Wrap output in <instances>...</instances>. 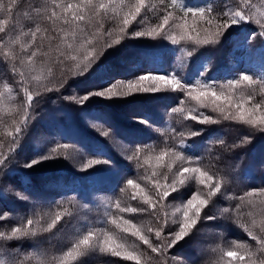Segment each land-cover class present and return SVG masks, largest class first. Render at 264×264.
I'll use <instances>...</instances> for the list:
<instances>
[{
  "label": "snow or ice",
  "instance_id": "snow-or-ice-1",
  "mask_svg": "<svg viewBox=\"0 0 264 264\" xmlns=\"http://www.w3.org/2000/svg\"><path fill=\"white\" fill-rule=\"evenodd\" d=\"M137 25L143 27L136 30ZM234 34L240 37L233 41L236 47L259 41V68L242 64L243 70L232 69L221 81L210 77L209 62L190 79L188 72L197 53L222 45ZM128 40L168 42L182 55L170 71L161 66L128 80H114L104 60L110 50H118ZM0 62L10 66L13 77L18 78L17 94L23 95L19 104L8 109L11 123L3 122L8 147L4 151L0 141V180L15 174L10 165L24 149V138L34 121V105L48 94L82 109L94 100L111 104L137 95L168 96L175 101L168 115L181 124L166 134L155 129L161 136L159 144L129 142L123 146L122 158L136 170L135 178L121 176L110 157L83 163L78 171L99 167L114 180L113 196L103 204L100 219H84L65 248L44 251L40 242L45 234L69 225L74 216L71 209L79 201L62 199L56 202L62 211L44 214L34 207L16 226L0 230V255L9 258L7 264H32L33 260L35 264H86L93 254L134 264H186L169 253L192 239L202 225L221 220L234 223L255 243L217 245L212 249L216 258L210 264H264V188L240 196L229 194V174L219 167L223 154L215 151L217 145L224 151L242 148L252 143L254 133L264 135V0L259 8L253 0H224L222 6L215 0L203 4L192 0H0ZM90 77H98V87L84 95L62 96L69 81ZM3 88L9 95L13 92L7 83ZM5 91H0V102ZM96 119L101 123L92 127L101 136L112 138L111 128L105 127L107 119ZM186 121L195 122L196 129L186 127ZM224 121L243 127L248 135L232 145L222 138L210 139L203 145L204 154L192 155L193 138L203 139L211 126ZM136 123L153 128L146 117ZM70 148L79 151L75 145L57 144L21 168L67 159ZM96 154L106 156L100 150ZM15 195L29 201L19 192ZM180 196V203H169ZM225 202L227 206L221 207ZM137 215L148 216L150 222H135ZM129 238H133L132 244ZM24 241L31 242L32 251L5 247L8 242ZM0 264L5 260L0 259Z\"/></svg>",
  "mask_w": 264,
  "mask_h": 264
},
{
  "label": "trees",
  "instance_id": "trees-1",
  "mask_svg": "<svg viewBox=\"0 0 264 264\" xmlns=\"http://www.w3.org/2000/svg\"><path fill=\"white\" fill-rule=\"evenodd\" d=\"M204 2L205 0H192L194 4ZM223 2L224 0H215L218 6H222ZM253 2L259 8L262 0H253ZM153 21L157 22L155 19ZM142 27L137 25L136 30ZM239 38L234 34L222 45L197 53L191 61L189 78H194L201 65L209 62L213 69L209 74L210 77L221 81L229 77L232 69L243 70L242 64H251L258 69L259 65L254 64L253 61L262 60L259 41L252 43L251 46L236 47L233 41ZM110 52L104 64L110 69L108 74L114 80H128L140 73L156 71L161 66L164 70L170 71L176 63V58L182 55L168 42L151 40H128L118 50H110ZM16 79L18 78L13 77L10 66L0 62V91H5L3 88L5 83L13 87L11 95L5 91L3 101L0 102V141L5 144L4 151L7 150L8 144L3 122L11 123L8 109L19 104L23 98L22 92L17 94ZM99 82L98 77L71 80L70 87L62 90V96H72L74 92L84 95L87 91L98 87ZM171 106H175L174 98L159 95H137L111 104L103 100H94L86 109L71 104L56 94L42 97L39 103L34 105V121L24 138V149L15 155L14 163L10 165L15 169V174L0 180V215L4 216V219L0 220V230L16 226L20 217L30 216L34 207L44 214L62 211V208L57 206V201L65 198L77 200L79 201L77 207L71 209L74 212L71 223L60 227L52 234H45L40 242V248L44 251L65 248L84 219L90 221L100 219L103 204L113 196L114 180L99 167L87 172L77 169L90 159L110 157L121 176L135 178L136 170L122 158L123 146L129 142L159 144L161 136L155 129L165 134L169 128L179 129L180 122L168 115ZM98 116L107 119L108 123L105 127L111 128L114 134L112 138L101 136L92 127L93 124L101 123L96 119ZM145 117L150 119L153 128H145L136 123V120ZM184 124L186 127L191 126L193 130L197 127L195 122L186 121ZM246 135L248 131L243 127L231 121H224L221 125L211 126L209 135L203 139L193 138L195 143L191 154L196 156L204 154L203 145L210 139L222 138L228 145H232ZM251 139L252 143L242 148L224 151L217 145L215 149L216 152L223 154L219 167L229 174L231 182L228 190L231 195L240 196L252 189L264 188V135L258 133ZM57 144L75 145L79 151L72 152L70 148L67 159L47 161L33 169L21 168L22 164L38 154L46 153ZM97 150L105 152L106 156L97 155ZM208 162L206 158L205 164ZM17 192L28 196L29 201L17 198L15 195ZM182 199L183 196H180L169 203L178 204ZM220 206H227V202ZM214 212L215 209L210 214ZM135 222L148 223L150 218L137 215ZM230 241L248 242L253 245L255 243L234 223L221 220L214 224L202 225L192 239L171 251L169 255L184 260L186 264H210L216 258L212 249ZM128 243L132 244L133 238H129ZM5 247L19 248L24 253L32 251L29 241L8 242ZM0 259L5 260L7 264L9 258L0 255ZM32 264H35V260ZM86 264H134V262L119 257L93 254L87 258Z\"/></svg>",
  "mask_w": 264,
  "mask_h": 264
},
{
  "label": "rangeland",
  "instance_id": "rangeland-1",
  "mask_svg": "<svg viewBox=\"0 0 264 264\" xmlns=\"http://www.w3.org/2000/svg\"><path fill=\"white\" fill-rule=\"evenodd\" d=\"M153 24H155V23H157V22H155V21H151ZM189 23H192V21L191 20H189ZM162 42V41H161ZM253 63L254 64H256V65H259L260 66V64H261V61H253ZM258 134V132H256V133H254V135H257Z\"/></svg>",
  "mask_w": 264,
  "mask_h": 264
}]
</instances>
